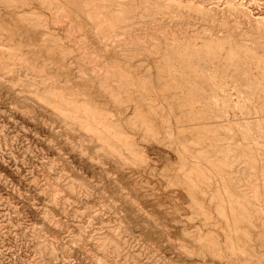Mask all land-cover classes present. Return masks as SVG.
<instances>
[{"label": "rangeland", "instance_id": "obj_1", "mask_svg": "<svg viewBox=\"0 0 264 264\" xmlns=\"http://www.w3.org/2000/svg\"><path fill=\"white\" fill-rule=\"evenodd\" d=\"M0 264H264V0H0Z\"/></svg>", "mask_w": 264, "mask_h": 264}]
</instances>
